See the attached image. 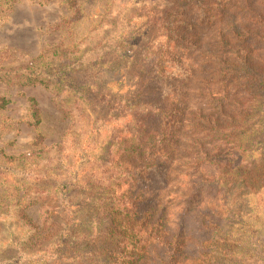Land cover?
Wrapping results in <instances>:
<instances>
[{
  "label": "trees",
  "instance_id": "obj_1",
  "mask_svg": "<svg viewBox=\"0 0 264 264\" xmlns=\"http://www.w3.org/2000/svg\"><path fill=\"white\" fill-rule=\"evenodd\" d=\"M51 1L81 19L77 0ZM134 1L137 20L121 18L117 35L91 43L85 54L95 57L78 68L64 51L49 64L45 55L0 69L1 82L44 86L61 110L85 117L81 104L61 101L74 91L91 107L89 134H110L97 158L82 156L95 163L91 176L60 190L41 179L0 187V223L12 226L0 264H243L236 256L250 255V237L233 240L216 220L264 200V130L252 124L264 97V0ZM119 65L137 80L127 95L110 86ZM31 112L39 126L35 100ZM36 159L9 163L35 169ZM58 199L69 202L60 229ZM47 200L37 226L27 211Z\"/></svg>",
  "mask_w": 264,
  "mask_h": 264
},
{
  "label": "rangeland",
  "instance_id": "obj_2",
  "mask_svg": "<svg viewBox=\"0 0 264 264\" xmlns=\"http://www.w3.org/2000/svg\"><path fill=\"white\" fill-rule=\"evenodd\" d=\"M77 1L81 12L79 21L71 20L74 12L61 1L17 0L12 5L0 6V14L5 17L0 22V69L28 66L45 55L46 63L49 64L64 51L71 56L72 62L76 65L82 61L86 63L90 58L95 57L94 54L90 56L85 54L91 43L93 49L98 45L100 38L107 35H111V38L115 37L120 30L121 18L131 16L136 21L142 11L135 5L134 0ZM129 1L132 6L127 5ZM124 6H128L129 9ZM78 67L79 65L73 66V68ZM114 73L113 79L108 77L109 81L112 79L114 82L110 85L114 92L121 91L126 95L132 93L137 84L135 74L129 70L125 71L122 65H119L118 71ZM77 74L80 75L82 84L84 75L79 72ZM78 75L71 84L79 80ZM61 96V101L66 103V105L64 103L66 109L74 110L76 105L81 104L86 110L85 117L91 115V107L83 105L80 96L74 91L65 89ZM2 98L10 101L5 108L0 107V187L2 189L9 187V190H14L20 188L23 183L40 186L35 182L41 179L46 187L51 186L54 190L57 188L60 190L67 187V184L75 183L73 180L76 177L80 180L87 172H89L88 176L93 174L95 163L89 165V160L85 162L86 158L88 156L92 161L101 154V147L109 142L108 130L103 131L100 138L89 134L88 121L85 117L79 112L72 115L61 110L55 95L44 86L9 85L0 81V100ZM31 100L37 103L39 126L33 125ZM259 100L261 108L257 113L258 119L253 120L252 124L255 125L260 121L256 128L264 130V97H259ZM109 128L111 129V126ZM31 153L37 157L35 169L34 167L22 169L17 163L15 165L9 163L10 159L22 158ZM83 155L86 157L84 160ZM26 178L27 180H24ZM83 198L81 193L76 192L72 202L78 204ZM54 202L57 208H61L60 216L56 218V228L60 229L67 221L68 201L58 199ZM48 203L49 200L40 201L38 205L27 211L35 225H40L41 208ZM254 204L249 208L241 207L231 218L224 217L223 222L220 218L216 220L233 240H246L250 237L248 239L251 243V248L248 249L250 255L242 259L241 255L236 256V260L243 264H264V249L262 250L264 200L257 198ZM11 229L10 224L0 223V239L8 238L12 233ZM14 232H18L16 228ZM5 252L6 250L0 246V263L4 261Z\"/></svg>",
  "mask_w": 264,
  "mask_h": 264
}]
</instances>
